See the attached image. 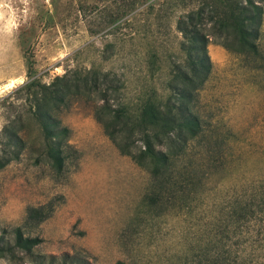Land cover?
Returning <instances> with one entry per match:
<instances>
[{
	"label": "rangeland",
	"instance_id": "obj_1",
	"mask_svg": "<svg viewBox=\"0 0 264 264\" xmlns=\"http://www.w3.org/2000/svg\"><path fill=\"white\" fill-rule=\"evenodd\" d=\"M252 1L255 9L247 0H0V134L12 125L24 146L0 169V238L23 226L31 208L49 205L51 217L26 231L42 240L36 254L90 264H168L173 255L174 264H189L177 257L182 237L195 230L182 222L183 193L170 214L152 206L163 185L154 173L167 168L169 156L172 183L193 192L192 218L209 207L220 219L244 168L264 164V0ZM180 21L206 37V54L201 36L198 44ZM195 58L211 64L203 85L188 69ZM100 81L113 110L126 107L112 127L117 143L136 153L147 148L144 165L121 153L97 119L107 103L95 87ZM176 85L193 91L191 101H174ZM54 87L63 98L52 93L43 107L57 113L58 132L67 129L52 143L70 145L61 173L44 160L45 136L28 112L30 93ZM226 137L243 149L250 140L257 154L233 158ZM0 264H12L6 253Z\"/></svg>",
	"mask_w": 264,
	"mask_h": 264
},
{
	"label": "trees",
	"instance_id": "obj_2",
	"mask_svg": "<svg viewBox=\"0 0 264 264\" xmlns=\"http://www.w3.org/2000/svg\"><path fill=\"white\" fill-rule=\"evenodd\" d=\"M247 5L252 9L256 8L252 0H247ZM179 29L183 33H190L192 40L196 42L202 35L197 29L190 30L189 28L183 27V21L179 22ZM198 42L202 45L203 53L206 54L205 47L208 44V40L206 37L202 38L201 36ZM188 69L194 78L203 77L200 83V85H203L211 73V64L206 63L204 58H195L188 65ZM63 80L66 82L68 79L67 77L57 78V81ZM54 85L55 82L49 87L52 88ZM104 86V83L101 81L95 84V87L102 93L103 101H107V103H104L103 106L98 108L96 117L104 125L108 136L112 137L113 141L117 143L116 132L112 127L117 120H122L127 115L126 107L121 102L119 111L116 112L113 110L112 106L108 103V87L104 88ZM197 87L195 86L193 90L199 93L202 87ZM121 88L122 86L117 89L121 90ZM50 90L51 92L48 95L41 91L34 94L30 93V97H33L34 101L33 104L31 102L28 112L39 126L41 135L45 136L47 147L43 155L44 160L51 162L56 171L61 173L66 160V156L64 155L65 146L70 149V145L57 143L56 146H53L52 143L55 136H58L60 133L65 135L67 131H64V129H67L64 128L61 132H58V129L63 126L62 122L58 119L57 113L44 109L43 102L50 100L52 93L57 94L55 100L59 101L63 98L60 95L65 93L57 90L56 87ZM172 91L175 102L180 103L183 100L191 101L193 91L184 90L178 85L172 87ZM65 100L61 103H64ZM183 109L189 110V106H184L180 109L186 115ZM154 112L153 108H148V115L152 118H154ZM12 127V125L10 127L6 126L0 134V169L9 165L13 160L19 159V152L24 148L20 132L18 130L11 131L10 129ZM225 140L227 144L225 148L236 152L232 155L233 158H239L244 153L245 161L257 154L253 150L255 146L252 145L250 140L244 141V149L241 145L231 146L230 144L233 141L231 138L226 137ZM117 144L121 153L129 155L136 164L144 165L147 159V148L136 153L131 150L128 143ZM222 153L220 152L218 156L216 155V160L218 157L221 158L223 156ZM164 160L167 168L161 172L154 173L156 182L159 179L163 180V185L152 193L150 203L157 209H164L166 207L165 211L170 214L176 208L175 204L171 201H174L183 193L180 196L182 198V208H186L187 212L182 218V222L189 227L188 231L191 228L195 229L193 235L187 233L182 237L181 244L184 252L182 256H177L179 263H182L184 259H191L189 264H264V164L259 165L256 163L252 168H244V179L239 182L238 188L236 186L237 194L231 196L226 202L222 208L224 215H221L220 219L210 216L211 208L209 207H205L202 210L198 209L196 217L192 218L190 215V206L192 203H190L191 199L189 197L193 192L188 188L189 185L179 188L176 184L174 185L172 183L173 176L171 172L169 173L171 158L165 156ZM208 194V192L204 191L196 193L201 198L210 196ZM52 213L53 208L49 205L31 208L28 211L27 219L23 226L16 227L11 232L4 230L0 238V252L6 253L12 264L22 262L27 257H29L27 260L30 264H90L84 258H76L69 254H64L59 257L56 255L45 256L35 253V249L42 244V240L37 236L27 235V228L41 224L50 218ZM8 234L13 236L12 243L6 242L5 240ZM18 252H21L23 257H17ZM171 256L167 259L168 264H174ZM190 256L191 258H189ZM116 264H124V262L118 261Z\"/></svg>",
	"mask_w": 264,
	"mask_h": 264
}]
</instances>
